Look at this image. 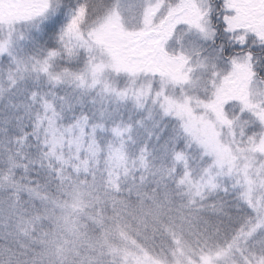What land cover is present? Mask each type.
I'll use <instances>...</instances> for the list:
<instances>
[{"label":"snow or ice","instance_id":"6c2138e0","mask_svg":"<svg viewBox=\"0 0 264 264\" xmlns=\"http://www.w3.org/2000/svg\"><path fill=\"white\" fill-rule=\"evenodd\" d=\"M0 33V137L45 188L124 153L152 251L95 264H264V0H34Z\"/></svg>","mask_w":264,"mask_h":264},{"label":"trees","instance_id":"16d2710c","mask_svg":"<svg viewBox=\"0 0 264 264\" xmlns=\"http://www.w3.org/2000/svg\"><path fill=\"white\" fill-rule=\"evenodd\" d=\"M112 156L113 168L119 167L120 173H114L103 186H93L91 181L84 184L83 178L76 184L58 169L54 175L65 179L53 180L45 188L40 169L33 167L39 163L35 153L22 143L0 137V264L5 254L16 264H77L70 257L63 262L60 255L72 249L68 246L73 241L80 243L77 249L87 248L91 257L94 248L90 243H116L120 232L136 236L132 213L138 207L137 195L129 193L124 181V153L114 150ZM170 186L175 188V182ZM69 198L73 203L68 207L65 201ZM115 216L121 218L119 226ZM126 222L131 231L124 227ZM136 241H141L140 236ZM73 252L74 256L85 255Z\"/></svg>","mask_w":264,"mask_h":264},{"label":"rangeland","instance_id":"374dc122","mask_svg":"<svg viewBox=\"0 0 264 264\" xmlns=\"http://www.w3.org/2000/svg\"><path fill=\"white\" fill-rule=\"evenodd\" d=\"M33 3L34 0H0V24L4 25H10L13 22L16 21H24L27 19V17L32 13L33 11ZM11 40V47L15 48V42L11 39L10 33H0V47H3L4 50H7L9 43ZM18 51V50H17ZM2 95V93H0ZM66 205L69 207L72 205L73 201L67 199ZM61 213V212H60ZM62 214V213H61ZM63 215V214H62ZM120 235L117 238L116 243H111L107 245L106 240H98L97 243H90V245L94 248L93 255L90 257L88 256L89 251L87 248L84 250L77 249L78 245L80 243H76L73 241L68 247L72 248L71 250L67 251V254H60L63 262L66 261L68 257H70L69 261H75L77 264H89V261L92 262V264H95V261L99 255L102 253L106 255V258L111 261L113 259L114 255H121L124 253L125 250H132L135 251L137 247L143 246L147 249L148 253H151L152 248L150 247V244H146L145 240H143L140 236L141 241L137 242L136 238L139 236L136 235H130L126 233H119ZM136 237L134 239V237ZM151 241V234L149 233V242ZM84 248V247H83ZM79 251L82 253H85V255L82 257L81 254L78 256H74L73 251ZM71 256L75 257L72 258ZM71 264H74V262H71Z\"/></svg>","mask_w":264,"mask_h":264}]
</instances>
